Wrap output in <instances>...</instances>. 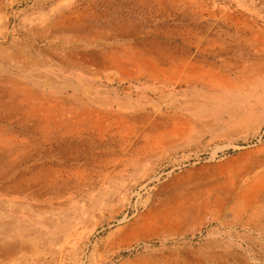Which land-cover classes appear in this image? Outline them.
Instances as JSON below:
<instances>
[{
    "label": "rangeland",
    "instance_id": "374dc122",
    "mask_svg": "<svg viewBox=\"0 0 264 264\" xmlns=\"http://www.w3.org/2000/svg\"><path fill=\"white\" fill-rule=\"evenodd\" d=\"M236 28L264 0H0V264H264V65L192 78Z\"/></svg>",
    "mask_w": 264,
    "mask_h": 264
},
{
    "label": "bare ground",
    "instance_id": "6f19581e",
    "mask_svg": "<svg viewBox=\"0 0 264 264\" xmlns=\"http://www.w3.org/2000/svg\"><path fill=\"white\" fill-rule=\"evenodd\" d=\"M234 31H235L234 32L235 36L234 35L231 36L230 34L231 37H229V42H228L230 43V46L227 47L226 45L227 49L222 47L221 44L217 42V39L219 38L220 35H215V37H213L211 41L212 45L211 47L208 46L210 50L209 52H207V54L212 57L217 56L216 59L221 55L229 54L230 55L229 59L228 60L218 59V62L216 61H210V63L208 62L207 64H208L209 72H206L203 66H201L198 63L195 66V70H196V72L194 73L195 75L192 76L194 84L203 86V88L205 87V89L218 88L222 86L223 82L225 83L230 82L229 75L240 77L243 74H246V71H248L249 69H252V70L259 69V67L264 65V32L262 31L260 32L258 31V29H255V28L254 30L250 32L249 31L246 32L245 30L241 31L238 28H236ZM204 51L205 50H201L200 52L203 53ZM43 75L40 74V76H43L44 79L49 78L47 77L48 74H43ZM186 82L189 83V81H186ZM55 84L53 81H49V80H46L43 82V85L47 87L56 88L57 84L56 85ZM65 86H70V88H73V89L78 88L77 85H73L71 83ZM9 102H10L9 100H4L3 98L0 97L1 106H7V107L11 106L13 103L10 104ZM6 108H3V109H6ZM7 109H8V112L9 110H12L13 112L16 111L14 108H7ZM24 182L26 183V180ZM263 189H264V176L263 177L261 176L259 177V179L254 181L252 184L250 183L248 186L243 188L242 191L236 197L237 199H240V206L242 210H244L245 212H248L253 218H257V219L260 218L261 220L264 221V190ZM28 196H33V195L28 194ZM259 203H260V206L258 207ZM13 209H14V212L15 210H19L20 212L22 210L27 211V207H24V206H21L20 208L16 207ZM10 222H12V227L4 228V230L2 231L4 234H6L7 232L10 233L11 231L10 237H12V239L10 240L9 238L8 239L9 241L7 240L2 241L1 240L2 238L0 239V254L1 256L8 257V258L13 253L17 251H21V250L23 251V249L28 246L27 244L23 243L24 241L21 240L22 237H20V235L22 236H24V234L27 235L31 231V230L29 231V228H27L26 225H24L23 223L16 224L17 223L16 221L14 224L12 219ZM33 232H36V231L34 230ZM12 233H18V234H12ZM15 235H17V238L15 237ZM24 239L26 240L27 237Z\"/></svg>",
    "mask_w": 264,
    "mask_h": 264
},
{
    "label": "crops",
    "instance_id": "0c3cea01",
    "mask_svg": "<svg viewBox=\"0 0 264 264\" xmlns=\"http://www.w3.org/2000/svg\"><path fill=\"white\" fill-rule=\"evenodd\" d=\"M2 233V232H1ZM1 255V254H0ZM11 256V255H10Z\"/></svg>",
    "mask_w": 264,
    "mask_h": 264
}]
</instances>
